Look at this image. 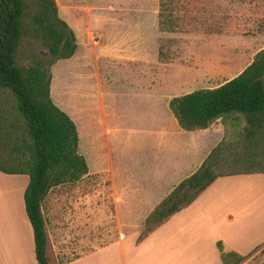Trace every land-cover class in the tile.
Here are the masks:
<instances>
[{"label":"rangeland","instance_id":"rangeland-1","mask_svg":"<svg viewBox=\"0 0 264 264\" xmlns=\"http://www.w3.org/2000/svg\"><path fill=\"white\" fill-rule=\"evenodd\" d=\"M53 1L57 17L74 36L75 51L67 59L54 61L49 68V97L73 122L77 154L83 158L87 172L79 181L52 187L47 192L41 204L49 235L46 250L70 251L77 241L82 249L89 245L101 247L121 237L137 241L153 208L210 156L215 160V174L264 170V127L246 138L241 136L242 123L223 127L216 121L210 136L182 131L176 135L179 151H161L154 145L158 132L154 118L160 99L154 81L155 46L159 59L165 46L163 39L155 40L154 23L159 31L167 26L175 32H187V36L179 35L175 41L176 66L156 72V79L161 80L164 116L171 114L168 103L172 98L204 88L207 80L219 84L212 66H224L229 59L224 50L215 54L219 51L211 48V43L203 44V0ZM25 2L26 27L35 1ZM251 3L264 7V0ZM144 18L145 67L138 60L143 49L139 37L142 39ZM241 22L244 31L235 35L248 34L250 30L257 33L244 44L247 46L237 43L241 47L236 46L232 52L244 55L263 50L264 8L242 13ZM40 51H45L40 41L31 31L26 32L17 47L15 62L26 66L31 56H40ZM210 61L211 66L203 65ZM219 67L216 76L220 77L224 72ZM261 80L264 88V76ZM11 105L8 97L0 99V124H11L16 133ZM218 124L222 127L220 135ZM21 178L27 181L25 176ZM160 179L166 191L156 184ZM240 264H264V246Z\"/></svg>","mask_w":264,"mask_h":264},{"label":"trees","instance_id":"trees-1","mask_svg":"<svg viewBox=\"0 0 264 264\" xmlns=\"http://www.w3.org/2000/svg\"><path fill=\"white\" fill-rule=\"evenodd\" d=\"M34 13L27 28L25 0H0V99L12 101V121L17 127L0 124V173L27 178L22 194L25 216L31 227L36 264H47V238L41 204L50 188L75 183L86 172L77 154V132L70 118L54 106L49 97V68L54 61L67 59L75 51L74 36L56 14L53 0H34ZM166 31L173 30L163 26ZM31 31L45 51L31 56L26 66L15 62L21 37ZM264 49L250 64L224 84L195 90L172 98L168 103L178 128L185 132L243 124L241 136L251 138L264 127ZM5 138L7 142H2ZM10 139V140H9ZM10 141V142H9ZM9 142V143H8ZM210 156L188 177L180 181L144 220L140 242L173 214L190 205L215 179L240 173L215 174ZM264 173L245 172L244 174ZM215 247L221 264H240L249 255L225 252Z\"/></svg>","mask_w":264,"mask_h":264},{"label":"crops","instance_id":"crops-1","mask_svg":"<svg viewBox=\"0 0 264 264\" xmlns=\"http://www.w3.org/2000/svg\"><path fill=\"white\" fill-rule=\"evenodd\" d=\"M203 1V44L211 43L210 47L214 50H224L229 59L224 66H220L221 72H224L220 77L216 76L219 65L212 66L214 77H218L220 83H212L211 86L207 80L205 87L198 90L214 89L237 76L250 64L258 51L244 53V56L242 53H233L232 49L241 47L237 43L244 45L254 39L251 35L255 36L257 32L250 30L248 34H235L244 31L241 24L242 13L250 9L258 11L259 8H264L251 3L254 0ZM250 24L251 22L245 25ZM142 30V39L139 37V42L143 49L139 52L138 60L145 67V18ZM153 30L155 40L163 39L165 42L161 59L158 46H155L154 81L157 82L160 99L154 118L156 132L158 131L154 135V145L161 151H179V142L175 136L181 134L182 130L178 128L171 114L168 117L162 114L161 80L156 78L163 68L166 72L176 66V61L173 62L177 51L175 41L179 35L187 36V32L179 33L175 29L159 31L157 23H154ZM245 62L247 64L241 68ZM211 64L212 61L203 65ZM215 123L204 130L187 133L201 132L210 136ZM217 131L220 135V125ZM185 172H190V169ZM21 177L23 176L0 173V185L3 184L0 186V264H36L32 231L22 200L27 181ZM156 184L166 191L161 179ZM45 224L44 222L48 246L49 235ZM77 242L70 251L66 249L53 253V249L46 250L47 264H221L215 247L217 242L225 252L250 256L255 249L264 246V173H240L215 179L190 205L170 216L138 243L129 237H121L101 247L89 245L87 249H82L80 241ZM68 254L72 257H68Z\"/></svg>","mask_w":264,"mask_h":264}]
</instances>
